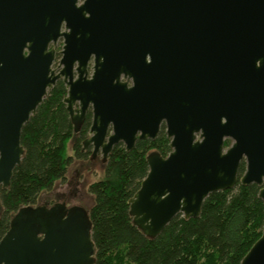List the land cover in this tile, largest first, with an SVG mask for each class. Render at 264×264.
Segmentation results:
<instances>
[{
  "label": "water",
  "instance_id": "1",
  "mask_svg": "<svg viewBox=\"0 0 264 264\" xmlns=\"http://www.w3.org/2000/svg\"><path fill=\"white\" fill-rule=\"evenodd\" d=\"M59 79L75 131L92 112V157L131 150L165 124L172 150L147 154L129 199L146 236L179 213L198 217L210 193L238 182L258 184L264 202V0H0V187L21 162L24 124ZM91 224L80 206L21 208L0 238V264H95ZM241 264H264V227Z\"/></svg>",
  "mask_w": 264,
  "mask_h": 264
},
{
  "label": "trees",
  "instance_id": "2",
  "mask_svg": "<svg viewBox=\"0 0 264 264\" xmlns=\"http://www.w3.org/2000/svg\"><path fill=\"white\" fill-rule=\"evenodd\" d=\"M67 91L63 80H57L22 128L24 154L9 186L0 187V238L21 208L36 205L41 192L65 181L73 160H86L92 154L91 149L83 150L92 113L75 131L63 101ZM153 150L163 156L172 150L165 124L156 138L137 139L131 150L123 143L115 145L104 159L102 177L89 184L95 264H241L264 227L261 187L238 182L212 192L198 217L186 219L179 213L159 235L148 237L133 224L129 199L149 171L146 156ZM245 169L242 161L239 178Z\"/></svg>",
  "mask_w": 264,
  "mask_h": 264
},
{
  "label": "rangeland",
  "instance_id": "3",
  "mask_svg": "<svg viewBox=\"0 0 264 264\" xmlns=\"http://www.w3.org/2000/svg\"><path fill=\"white\" fill-rule=\"evenodd\" d=\"M62 42L59 41L56 49L59 51ZM61 55L58 53L52 67L59 71V60ZM77 105V104H76ZM72 143H69L68 151L72 154ZM95 160H73L67 172L65 181H57L50 190L41 192L37 204H44L50 201L60 200L67 197L70 204H76L87 211L93 204V195L88 190L89 184L103 175L104 160L99 152ZM72 192V193H71ZM71 193V194H69Z\"/></svg>",
  "mask_w": 264,
  "mask_h": 264
},
{
  "label": "flooded vegetation",
  "instance_id": "4",
  "mask_svg": "<svg viewBox=\"0 0 264 264\" xmlns=\"http://www.w3.org/2000/svg\"><path fill=\"white\" fill-rule=\"evenodd\" d=\"M59 41H61L62 42V46H63V39L62 38H60L58 41H57V43L56 44H51V46H50V48H54L55 50H56V56H57V54L59 53L60 54V51H61V49H62V47H61V49L59 50V51H57V49H56V46H57V44H58V42ZM61 55V54H60ZM62 56V55H61ZM56 58V57H55ZM61 58V57H60ZM77 106V105H76ZM89 112H91V110L89 109L88 111H87V113H86V116H85V119H86V117H87V114L89 113ZM92 113V112H91ZM85 119H84V121H85ZM84 121H83V123H84ZM83 123L81 124V126L79 127V128H81L82 127V125H83ZM164 124V123H163ZM161 127H162V125H161ZM166 128V127H165ZM89 131H88V135H87V137H89ZM86 137V138H87ZM85 138V139H86ZM226 140H230V145H231V143H232V140L230 139V138H227ZM226 140H225V142H226ZM87 149H91L92 150V146H89ZM83 150H86V149H83ZM99 152H101V151H99ZM98 152V153H99ZM97 153V154H98ZM101 155H102V153H101ZM95 158H97V156H95V157H92V154H91V156H90V160L92 161V160H95ZM102 158H103V156H102ZM103 160H104V158H103ZM72 193V192H71ZM71 193H69V194H71ZM37 205H39L40 207H42L43 208V210L45 211V210H47V211H51V209H53V208H55V207H57V206H62V207H67V209H70V208H72V207H75V206H77L76 204H70L69 203V201H68V198L67 197H62L60 200L58 199L57 201H50V202H46V203H44V204H37Z\"/></svg>",
  "mask_w": 264,
  "mask_h": 264
}]
</instances>
